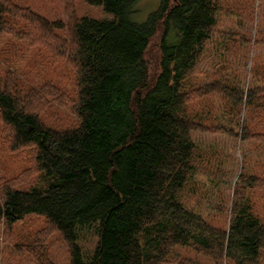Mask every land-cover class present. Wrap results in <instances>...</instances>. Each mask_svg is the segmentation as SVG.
I'll return each mask as SVG.
<instances>
[{
	"label": "trees",
	"instance_id": "obj_1",
	"mask_svg": "<svg viewBox=\"0 0 264 264\" xmlns=\"http://www.w3.org/2000/svg\"><path fill=\"white\" fill-rule=\"evenodd\" d=\"M85 1L114 18L78 17L68 6L67 23L52 21L0 0V34L49 43L60 41L55 30L68 32L64 54L76 68L79 118L74 127L46 124L40 102L50 104L49 90L25 96L14 63L5 64V137L15 149L33 148L44 184L3 188L0 222L12 232L27 216H42L62 235L70 264H162L175 245L194 246L214 264H264V217L245 201L246 189H264V177L241 171L228 228L214 227L179 199L195 172L194 132L203 127L187 112L183 87L217 25L221 0H161L143 22L133 18L141 0ZM263 91L248 89L241 99ZM240 129L243 141L254 135L245 123ZM90 230L98 241L86 260L78 240Z\"/></svg>",
	"mask_w": 264,
	"mask_h": 264
},
{
	"label": "rangeland",
	"instance_id": "obj_2",
	"mask_svg": "<svg viewBox=\"0 0 264 264\" xmlns=\"http://www.w3.org/2000/svg\"><path fill=\"white\" fill-rule=\"evenodd\" d=\"M11 2L30 7L52 21L67 23L68 6L78 17L114 18L103 5L85 0ZM160 2L141 0L133 16L135 21H145ZM220 4L213 34L183 87L188 93L187 112L203 127L194 132L198 145L195 172L179 191V199L211 225L224 229L230 224L232 196L241 171L264 177V142L260 140L264 138V94L254 96L252 101L241 99L242 92L264 87V0H221ZM54 32L60 41L46 43L31 35L19 39L10 33L0 34V73L5 71L7 62H13L15 68L11 69L17 71L21 93L26 96L28 90L36 95L49 90L50 104L40 102L42 118L46 124L62 129L79 123L73 110L77 74L68 54H64L68 32ZM157 54L155 46L148 51L151 60ZM7 83L12 84V79ZM219 85L226 88L213 90L212 86ZM242 123L262 137L240 139L237 134ZM5 134L11 135V131L0 121V199L6 186L29 188L44 184L34 164L33 148L15 149ZM245 196L253 212L264 217V189H246ZM97 241L93 231L81 233L78 243L86 260L93 254ZM32 250V254L27 252ZM37 258L39 264H70V252L60 232L47 227L46 220L37 214L17 222L12 232L0 222V264H38ZM194 263L214 264V260L194 246L175 245L162 262Z\"/></svg>",
	"mask_w": 264,
	"mask_h": 264
}]
</instances>
